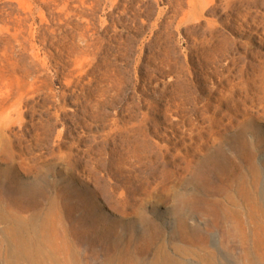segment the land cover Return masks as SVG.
Here are the masks:
<instances>
[{"label": "rangeland", "instance_id": "1", "mask_svg": "<svg viewBox=\"0 0 264 264\" xmlns=\"http://www.w3.org/2000/svg\"><path fill=\"white\" fill-rule=\"evenodd\" d=\"M0 264H264V0H0Z\"/></svg>", "mask_w": 264, "mask_h": 264}]
</instances>
